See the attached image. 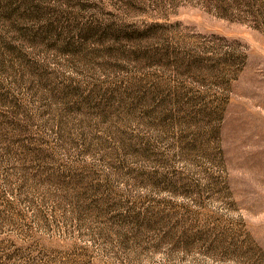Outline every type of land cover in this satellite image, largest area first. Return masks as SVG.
Instances as JSON below:
<instances>
[{
	"label": "rangeland",
	"instance_id": "374dc122",
	"mask_svg": "<svg viewBox=\"0 0 264 264\" xmlns=\"http://www.w3.org/2000/svg\"><path fill=\"white\" fill-rule=\"evenodd\" d=\"M0 264H264V0H0Z\"/></svg>",
	"mask_w": 264,
	"mask_h": 264
}]
</instances>
